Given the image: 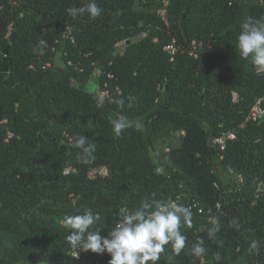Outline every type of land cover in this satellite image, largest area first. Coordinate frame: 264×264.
Masks as SVG:
<instances>
[{"label": "trees", "instance_id": "trees-1", "mask_svg": "<svg viewBox=\"0 0 264 264\" xmlns=\"http://www.w3.org/2000/svg\"><path fill=\"white\" fill-rule=\"evenodd\" d=\"M87 2L0 0V264H81L64 219L91 210L107 235L143 199L193 212L184 250L166 246L158 264H264V116L250 117L264 74L236 46L264 0H96L99 17L68 14ZM119 116L130 126L116 136ZM81 135L95 145L86 156L72 146ZM222 136L225 149L213 144Z\"/></svg>", "mask_w": 264, "mask_h": 264}, {"label": "clouds", "instance_id": "clouds-1", "mask_svg": "<svg viewBox=\"0 0 264 264\" xmlns=\"http://www.w3.org/2000/svg\"><path fill=\"white\" fill-rule=\"evenodd\" d=\"M101 11L96 0H88L83 6L67 9L73 19L84 15L95 19L101 15ZM236 46L240 58L249 61L258 73L264 74V19H244L239 25ZM46 47L47 41L41 39L33 51L44 55ZM104 100L105 97L100 96L97 105L102 106ZM118 103L123 106L124 101L120 100ZM111 124L116 136H120L130 126L124 116L113 119ZM72 146L85 156L95 150V145L89 143L88 137L84 135L77 137ZM154 171L157 175L165 173L162 165ZM192 217V209L176 200L143 199L134 210H124L107 235H101V229H93L100 220V215L91 210L68 215L63 221V227L68 230L65 240L73 251L70 256L74 259L79 258L80 251H91L101 255L109 254L108 264H158L166 246H170L176 255L184 250L187 237L181 228H191ZM219 230L220 225L216 221L207 229L208 237L215 238ZM191 252L196 258L206 254L203 238H198L191 246Z\"/></svg>", "mask_w": 264, "mask_h": 264}, {"label": "built area", "instance_id": "built-area-1", "mask_svg": "<svg viewBox=\"0 0 264 264\" xmlns=\"http://www.w3.org/2000/svg\"><path fill=\"white\" fill-rule=\"evenodd\" d=\"M160 12L161 13H165V10L164 9L160 10ZM174 44H170V45L165 46V50L170 52V53H173L174 50H175V45ZM193 44H194V47H193V50H192V54L197 55L195 42H193ZM263 100H264V98L260 99L254 105V107L252 109L251 116H250L253 119H256L258 117L264 116V109L261 106V102ZM227 137L230 138V139H234L236 137V135L234 133H229ZM227 137H225V136L217 137V138H215L213 140V144H215L216 146H220L222 149H225L226 148ZM258 190H259V192L262 195L264 194V184L263 183L258 186ZM79 258L81 259V264H105L104 261H101L99 259L89 258L87 254H83L82 255L81 251L79 253Z\"/></svg>", "mask_w": 264, "mask_h": 264}, {"label": "rangeland", "instance_id": "rangeland-1", "mask_svg": "<svg viewBox=\"0 0 264 264\" xmlns=\"http://www.w3.org/2000/svg\"><path fill=\"white\" fill-rule=\"evenodd\" d=\"M97 88H98V85L96 83V76H94V78L92 79L91 83L89 84V90L91 92H93V91H96ZM233 95H234V98H238L237 93L234 92ZM99 172H101L102 174H105V173H107V170L103 168ZM92 174H96V172L94 171ZM257 190H258V187H257ZM258 192H259V190H258Z\"/></svg>", "mask_w": 264, "mask_h": 264}, {"label": "water", "instance_id": "water-1", "mask_svg": "<svg viewBox=\"0 0 264 264\" xmlns=\"http://www.w3.org/2000/svg\"><path fill=\"white\" fill-rule=\"evenodd\" d=\"M16 36H17V33L14 32L13 35H12V37H11V42H9L7 44V46H6V48L4 49V53L5 54H8L9 49H10V46H11V43L15 41ZM53 134H54L53 132H44V135H46V136H52ZM64 148L67 149L66 147H64Z\"/></svg>", "mask_w": 264, "mask_h": 264}]
</instances>
